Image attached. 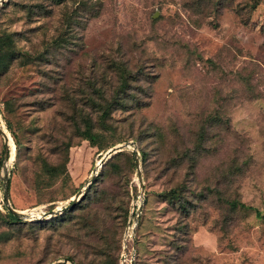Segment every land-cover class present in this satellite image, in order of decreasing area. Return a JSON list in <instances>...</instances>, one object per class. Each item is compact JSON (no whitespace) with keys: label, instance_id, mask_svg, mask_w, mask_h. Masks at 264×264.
<instances>
[{"label":"rangeland","instance_id":"374dc122","mask_svg":"<svg viewBox=\"0 0 264 264\" xmlns=\"http://www.w3.org/2000/svg\"><path fill=\"white\" fill-rule=\"evenodd\" d=\"M11 35L0 264H264V0H8L0 39ZM7 179L23 224L9 217ZM181 185L195 205L187 235L161 197ZM79 192L100 201L85 242L75 221L87 200L45 218Z\"/></svg>","mask_w":264,"mask_h":264},{"label":"trees","instance_id":"16d2710c","mask_svg":"<svg viewBox=\"0 0 264 264\" xmlns=\"http://www.w3.org/2000/svg\"><path fill=\"white\" fill-rule=\"evenodd\" d=\"M53 1L55 2L56 5H59L62 0H53ZM14 35H16V34H14ZM0 41L2 42L1 45L3 47H6L7 50H8V53L6 55L3 54V50L2 49L0 50V69L1 70H6L8 68V65H9L10 62H14V61H16L18 59L17 58L18 54L14 50V38H13V35L6 36L4 39H0ZM111 107L112 106L109 105L108 108H106V109H110ZM5 108H6L5 110L7 111L8 114L12 113V102H10V101L6 102ZM7 127H8V130L10 131V133L13 135V138L15 140V143H16L17 147H19L20 146L19 139H18L17 135L15 134L14 130L12 129V126L10 125L9 122H7ZM82 137H83L84 140H87V141H89L92 144L95 143L94 141H95L96 134L93 133L91 128L86 130V132L82 133ZM120 155H122V153H119V154L113 156L111 159H113V158H115L117 156H120ZM148 157H149L148 153L142 152V159L144 161H147ZM99 165H98V167H99ZM98 167H96V170H97ZM53 170H55V169H53ZM49 172L52 173V171H49ZM95 183H97V182H95ZM161 197H162L163 201L169 205V207H171L174 210H176V212L181 216L182 229L185 230V233L187 235L188 232H189V227H188V225L186 223V219H189V217L192 215V212L195 209V205L189 199L188 192L186 191L184 185H181V186H178V187H173V188H170V189H167V190L161 192ZM196 197H197V199H202V197H204V193L203 192H199ZM84 200L88 201L87 205L84 206V207L81 206L79 208V209H81L83 211V214L77 219V221H75V226L78 227V230H77L78 233H83L82 236L79 235L77 237L79 239V241H81V242H85V239H89L90 238V234L88 232H90V230L93 229L92 220L94 218L98 217V213L96 212V210H97V205L100 204L99 194L97 192H95V196L94 197H91L88 194L85 195L84 198L82 199V201H84ZM145 203H147V199L145 200ZM230 205H231V207L233 209H237V207L239 206V204L236 201L235 202H231ZM240 206H242V204ZM76 209H78L77 206L73 210H70V211H68V212H66L64 214H61V215H66L68 213H72ZM58 216H55L54 218H56ZM9 217H10V219L12 221L18 222V224H23L22 220L17 219L14 216L9 215ZM37 224H40V222H37ZM94 233L95 232H93V234ZM82 245L84 247H87L91 251L95 249V246L92 245V244L82 243ZM103 256L106 257L107 259L111 257L110 256V245L105 250V252L103 253ZM71 262L76 263L73 259H71ZM76 264H78V263H76Z\"/></svg>","mask_w":264,"mask_h":264},{"label":"water","instance_id":"95a60500","mask_svg":"<svg viewBox=\"0 0 264 264\" xmlns=\"http://www.w3.org/2000/svg\"><path fill=\"white\" fill-rule=\"evenodd\" d=\"M7 1L8 0H0V6L3 5L4 3H6ZM0 133L3 136V138H4V140H5L6 144H7L8 143L7 135L1 129H0ZM131 145H133V144L120 145V146L114 147L113 149H110L104 155V157H103V159L101 161L100 167L102 168L113 156H115V155H117L119 153H122L125 149L130 148ZM134 154L136 156V163H137V165H139V159H138L139 154H138V151L135 150L134 151ZM9 160H10V158H9V152L6 151L5 152V157H4V160H3V165L6 166V163ZM97 171H99V168L97 169ZM96 178H97V176H95L94 178H92L91 182L87 184V188L85 189V192L87 191V189L93 183H95ZM138 182H139V186H140L141 192L144 193V191H145V184H144L143 176L141 174V170L139 169V167H138ZM4 188H5V204H6V207H7L8 212L11 215H13L15 218H17V219H20V220H22V219H28L27 213L19 212V211L15 210L13 208V206L11 205V202H10V199H9V180L8 179L5 181V187ZM85 192L84 193L83 192H79L68 206H66L64 208H61V209H59L57 211H51L49 213H46L45 214V218H47V217H55V216L64 214V213H66V212H68L70 210H73L79 204V202L84 198ZM140 210H141V208H140ZM138 217H139V215H138V213H136V218H134L135 222H136V220H138ZM55 264H76V263L71 262L70 260H64V261H59V262H57Z\"/></svg>","mask_w":264,"mask_h":264},{"label":"built area","instance_id":"2783aa9c","mask_svg":"<svg viewBox=\"0 0 264 264\" xmlns=\"http://www.w3.org/2000/svg\"><path fill=\"white\" fill-rule=\"evenodd\" d=\"M134 224H135V220H134V218H133V219L130 220V222H129V226H128V228H127V234H126L127 238H128V237H131V232H132L133 229H134Z\"/></svg>","mask_w":264,"mask_h":264},{"label":"bare ground","instance_id":"6f19581e","mask_svg":"<svg viewBox=\"0 0 264 264\" xmlns=\"http://www.w3.org/2000/svg\"><path fill=\"white\" fill-rule=\"evenodd\" d=\"M0 125H1V124H0ZM0 128H1V126H0ZM3 132H4V131H3ZM5 134H6V133H5ZM6 135H7V134H6ZM7 138H8V137H7ZM100 165H101V164H100ZM100 165H99V167H98L99 170H100V168H101ZM6 167H7V163H6ZM98 168H97V169H98Z\"/></svg>","mask_w":264,"mask_h":264}]
</instances>
